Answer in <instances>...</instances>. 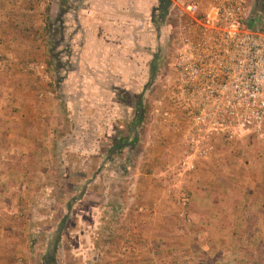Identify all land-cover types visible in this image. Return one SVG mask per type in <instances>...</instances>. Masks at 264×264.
I'll use <instances>...</instances> for the list:
<instances>
[{
    "label": "rangeland",
    "instance_id": "374dc122",
    "mask_svg": "<svg viewBox=\"0 0 264 264\" xmlns=\"http://www.w3.org/2000/svg\"><path fill=\"white\" fill-rule=\"evenodd\" d=\"M62 1L58 0L59 8L52 15L49 0H23L22 13L13 10L19 0H0V19L6 21L5 27L0 25L4 31H0V109L7 110L9 116L0 141H10L6 145L0 142V154L9 162L7 153L24 151L40 171L37 176L30 173L33 188L28 186L21 192L19 185L13 188L19 195L18 201L11 195L17 202L15 207L4 209L12 204L11 196L0 192V215L5 213L1 228L8 234L0 238V248L16 250V254L0 258V264H49L45 259L49 255L58 264H181L185 260L193 264L196 258L189 254L195 249L202 251L197 257L204 261L201 263L244 264L248 257L252 262V257L245 255L249 247L253 251L262 248L264 264V240H254V236L244 239L243 232H253L254 225L245 226L241 221L246 210L254 216L259 209L240 208L238 196L233 200L232 192L228 198L222 162L208 179L210 224L194 221L191 183L198 179L195 171L203 158L189 149L187 122H180L181 131L163 122L165 111L179 120L184 117L179 108L182 91L177 80V50L182 46L183 32L188 34L183 26L192 19L184 14L186 6L194 1L174 0L169 13L162 14L163 20L159 11L154 12L160 26L142 36L149 35V40L135 42L129 64L133 71L124 79L106 70L102 73L97 65L101 63L96 61L90 68L86 65L73 15L68 19L69 30H63L67 19L61 18ZM210 2L198 3L199 16L210 10ZM78 3L65 7L74 8ZM36 10L46 13L41 23L34 15ZM142 54L145 57L141 58ZM21 59L30 60L22 64ZM18 70L23 75L16 78ZM23 89L31 95H18ZM47 109H53L52 116ZM82 109L87 110L89 133L80 138L82 129L77 123ZM30 118L45 124L31 128L24 124L31 122ZM19 128L28 137L41 136V140L15 143ZM251 135L253 148L257 137ZM220 147L215 144L214 153L222 151ZM215 159L221 161V156ZM233 176L231 179L238 182V176ZM238 187L235 183L233 189ZM165 198L166 211L151 213L166 216L163 223L154 226L161 237L149 239L143 245L144 255L142 250L138 254L130 248L127 220L141 217L142 200L159 199L162 203ZM191 227L198 234L191 235ZM4 229L0 232L5 233ZM53 243L55 254L50 252ZM180 247L184 256L174 255ZM204 250L210 255H204Z\"/></svg>",
    "mask_w": 264,
    "mask_h": 264
},
{
    "label": "crops",
    "instance_id": "0c3cea01",
    "mask_svg": "<svg viewBox=\"0 0 264 264\" xmlns=\"http://www.w3.org/2000/svg\"><path fill=\"white\" fill-rule=\"evenodd\" d=\"M22 1L19 0L18 5H15V7H13L15 13L23 12L22 9L24 7ZM49 1H51L50 14L53 15L55 13L54 9L56 7L57 9L59 8L58 7L59 2L58 0H49ZM193 1L199 4L200 3L202 4L203 2L204 3L210 2V0H193ZM72 2H77V0H63L61 3L64 4L62 6V10L60 13L61 18L67 19L65 23L67 27H63V30H69L70 26L68 25L69 24L68 19H70L73 15L74 21L77 25V30L79 31V36L81 37L80 39L82 40V42L80 43V48H81L80 55L81 58L85 60L86 65L89 64V68H90V64H93L96 61V63H101L97 65L99 66L101 65L100 67L102 68L101 71L102 73L106 70V72H110L112 74H118L119 78L121 79L127 77L130 70L133 71V68L129 64L132 61L131 60L132 55H134L135 53V49L132 48L133 46H135V42H138L139 39L143 40V38L145 41L147 39L149 40L151 38V37L148 38L149 35L147 37H142V36H144L146 32L151 33V31H154L157 28H159L157 25L153 24V20H152L153 17H151L154 14L152 12H154L155 8H157L156 1L155 0H78L79 3L77 7L69 8L68 6L72 4ZM40 5H42V2L40 3ZM65 5L68 6L65 7ZM204 9L205 8L201 7V10ZM26 10L29 11L28 9ZM34 12H36L34 14L35 16L38 15V22L40 23L43 22L44 18L46 17V13L39 10H36ZM13 20L16 21V19ZM4 24L6 25V21H1L0 19L1 28H3V26L5 27ZM13 24L16 25L15 23ZM18 30L19 29H15V32H18ZM78 31L75 30V32ZM17 42L15 43L17 44ZM143 57H145V55L142 54L141 58ZM27 60L30 59H21L20 63L25 64L27 63ZM96 69H98V67H96ZM15 71L17 70L15 69ZM14 75H16L17 76L16 78H18L19 76L23 75V72L21 73L18 70V72H16ZM0 94L1 95L3 94V89H1V87H0ZM17 94L20 96L31 95L29 91H26L24 89L22 91V94L19 93ZM31 107L33 108L39 107V105L31 104ZM84 108H85V104H84ZM38 109L39 108H37V110ZM41 109L44 110L43 108ZM96 110L100 111L98 107H96ZM46 111L50 112L51 116L53 115L52 114L54 112L53 109L50 110L47 109ZM1 114L3 115L1 116ZM97 116H99V114L95 115V119H97ZM7 117H9L7 115V110L1 108L0 109L1 133H3L5 127L9 125V123L8 125H5L6 122L8 121V119L5 120V118ZM28 118L29 117H27V119ZM30 119L31 122H26V123H24L25 121H21V122L22 124L23 123L30 124L31 128L42 127L45 124L44 121H42L41 119L38 122H36L34 118H30ZM96 122L97 121H95V127H94L95 129L97 128ZM88 123L89 122L87 121V110L82 109L77 123V126L80 129H82V133L79 134L80 138L86 136L87 134L86 132H88V130L86 129ZM183 123L185 122L183 121ZM22 124L18 123V125H22ZM19 131L20 128L18 129V132ZM255 135L257 138L254 140L253 148H252L253 145L251 146L253 135L245 136L240 139L238 138L233 141L218 140V142H216V145L221 144L220 149L222 151L219 150L218 153L217 151L215 153L213 152L208 157V159H203V161L202 160L199 161V163L197 164L198 168L195 171V175L198 179L191 183V186L193 188L191 204L194 207L192 209L191 214L196 216L194 218V221L196 223H201L202 225L210 224V184L208 183V179L210 178V175H213L214 173L218 172L217 170L221 168L220 167L221 163L219 162H222L223 177L225 178V180L226 178H228V180H226L228 183V188L226 190L230 192L228 198L231 199V192H232L233 200H236V195L238 196V200H239L238 206L240 208H244V210L246 208L247 209L254 208L255 210L259 209L258 211H255L254 216L247 214L248 210L245 211L246 212L245 215H242L241 221L242 223H245V226L247 224L254 225L253 232H250L251 231L250 229H246L245 232H243V234L246 235V237L243 236V238L251 239V237L254 236L253 238L254 240L261 241L264 240V135L263 136H258L257 134ZM42 137L44 138V135ZM16 139L18 140H16L15 143H19L23 145L22 143L29 144L36 142V140H41V136L32 137L31 135H29L28 137L27 135L23 134L20 131V134L17 135ZM27 139H29V141H26ZM8 142L10 141L5 139L4 143L1 142V144L6 145ZM237 145L239 149H237ZM4 152H5V148H4ZM13 154L7 153V159L10 160L9 162L5 161L6 159L2 157V155L0 154L1 155L0 163H2V166L0 167V192H3L5 196L7 195L11 196L14 194L15 195L14 200L16 199V201H18L19 199L18 192H21V190L25 191L26 189L25 187L30 186L31 188H33L34 186L33 185L34 182L29 179V177H31L30 173H34L35 176H37V173L40 174V171L38 170V168L35 169L36 167L30 163V160L27 159L28 158L27 155L25 156L23 155L24 151L22 152L18 151ZM220 156H221V161L215 159ZM24 161H26L27 164L24 163ZM232 176L233 177L238 176L239 181L234 182V180L231 179ZM235 183L239 184L237 190L233 189ZM17 185H19V188L17 187ZM14 187L18 188L19 191L17 193L14 191L13 189ZM138 190H140V188ZM144 192L145 191L143 189L141 193L144 194ZM139 193L140 191L138 192V194ZM138 194L135 196H138ZM16 195L18 196L17 198ZM10 201H12V204L8 206H5L6 205L5 204L4 205L5 207H3L4 209L6 208L9 209L10 206H14V207L16 206L17 202H13L12 196L10 197ZM142 201H143V205L141 210L142 212L140 213V215L142 214L141 217L137 218V216H133V217H129L127 220L128 222L127 237L130 240V243L133 244L130 248L135 250L138 254L141 253L142 250V255H144L145 246L143 245H145V243H147L149 239L152 238L158 239L161 237V235H159L160 231L154 229V226L163 223L166 217L164 214L157 216H154L155 215L154 214L151 216V213L152 211H154L155 213L157 210L165 212L167 208L166 202L168 201L166 200V198L162 203H159L160 202L159 199L158 200L154 199L153 202H149V201L146 202L145 200ZM1 206L2 203H0V208ZM2 212L3 211L0 210V214ZM7 221L9 220L7 219L6 222ZM174 221L177 222L176 219H174ZM12 223L14 225L16 224L15 222ZM4 224H5V213H4V217L0 215V229H4L1 228L3 227L2 225ZM175 231L176 230H174L173 232ZM189 232L191 235L198 234V231L196 232V230L193 227L189 229ZM7 235L8 234L6 233V231L5 233L0 232V238L5 239ZM262 252H263L262 248L259 247H256L254 251L250 249V247L247 248L245 250V255L252 257V262L248 257L247 261L244 264H262L263 263ZM174 253H175L174 255L176 256L177 255L184 256L185 254V252L182 251L181 247L179 248V250H176ZM14 254H16L15 249L8 252V250H6L5 248L4 250L0 248V258L6 259L7 256H12ZM200 254H202V251L199 249H195L191 251L189 255L196 258L193 264H205V263H201L204 261H200V259L197 258ZM204 255L209 256L210 252L205 251ZM187 261L188 260H185V262L181 264H187Z\"/></svg>",
    "mask_w": 264,
    "mask_h": 264
},
{
    "label": "built area",
    "instance_id": "2783aa9c",
    "mask_svg": "<svg viewBox=\"0 0 264 264\" xmlns=\"http://www.w3.org/2000/svg\"><path fill=\"white\" fill-rule=\"evenodd\" d=\"M212 0L199 16V4L184 14L188 34L177 50V80L182 91L178 119L165 111L163 122L185 131L189 149L208 159L216 142L253 133L264 135V1Z\"/></svg>",
    "mask_w": 264,
    "mask_h": 264
},
{
    "label": "trees",
    "instance_id": "16d2710c",
    "mask_svg": "<svg viewBox=\"0 0 264 264\" xmlns=\"http://www.w3.org/2000/svg\"><path fill=\"white\" fill-rule=\"evenodd\" d=\"M174 0H157V2H158V5H157V8H155V10H154V12L157 10V11H159V13H160V15L161 16H159L160 17V19H162L163 20V16H162V14L163 15H167L168 13H169V10L171 9V7L174 5L173 2ZM264 0H259V5L263 2ZM153 12V13H154ZM157 18L155 17V16H153V24L154 25H157L158 27L160 26V22L159 21H157L156 20ZM53 242H55V240L53 241ZM54 244V243H53ZM50 252H52L53 254H55L56 253V251H57V246L54 244L53 246H50ZM51 253V254H52ZM50 256H52L53 257V255H49V256H47L45 259L46 260H48L49 261V264H58L54 259H52V257H50Z\"/></svg>",
    "mask_w": 264,
    "mask_h": 264
}]
</instances>
